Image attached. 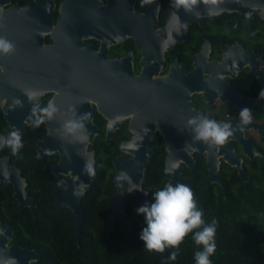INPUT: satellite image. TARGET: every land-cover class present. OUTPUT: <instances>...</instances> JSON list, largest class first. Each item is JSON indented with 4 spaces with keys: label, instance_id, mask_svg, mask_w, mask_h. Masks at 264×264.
<instances>
[{
    "label": "flooded vegetation",
    "instance_id": "flooded-vegetation-1",
    "mask_svg": "<svg viewBox=\"0 0 264 264\" xmlns=\"http://www.w3.org/2000/svg\"><path fill=\"white\" fill-rule=\"evenodd\" d=\"M0 36L16 46L0 56V140L18 129L24 142L15 155L0 144V248L17 245L38 256L29 262L42 261L28 232L51 208L48 216L38 210L34 189L45 185L46 199L55 204L63 192L54 183L66 176L51 172L59 156L45 141L48 126L62 125L73 105L92 114L87 125L97 132L86 152H93L96 170L110 159L113 178V159L133 158L148 146L163 187L172 177L166 158L173 157L182 183L186 174L200 172L206 188L223 199L254 189L253 175L264 170V100L258 98L264 0H0ZM49 99L60 112L33 127V105ZM244 107L253 119L241 126ZM198 114L237 130L224 145L209 148L194 141L187 126ZM210 172L219 181L208 183ZM128 200L137 208L132 194L124 208ZM2 254L0 264L11 263Z\"/></svg>",
    "mask_w": 264,
    "mask_h": 264
},
{
    "label": "trees",
    "instance_id": "trees-1",
    "mask_svg": "<svg viewBox=\"0 0 264 264\" xmlns=\"http://www.w3.org/2000/svg\"><path fill=\"white\" fill-rule=\"evenodd\" d=\"M29 163L34 160L30 159ZM111 168L110 159H102L101 168L96 170V179L81 200L84 220L80 227V246L73 236L72 212L61 208L54 200H47L45 185L35 187L34 193L40 200L38 210L45 214L49 212L48 204L51 208L49 217H39V223L28 232L42 254L40 264H165L172 249L159 253L143 247L139 235L144 227V217L136 213L132 201H126L125 208L132 214L134 230L130 232L118 220L113 231L109 235L106 233L110 200L118 190L113 183ZM163 182V173L156 159L150 158L142 183V187L150 191L149 201L152 194L163 187ZM252 182L255 186L249 193L223 199L206 188L202 173L192 172L184 177L183 184L191 187L194 199L204 211V219L218 221L213 264H264V170L253 175ZM257 183L261 186H256ZM179 248L177 259L167 264H195L197 245L191 234Z\"/></svg>",
    "mask_w": 264,
    "mask_h": 264
},
{
    "label": "clouds",
    "instance_id": "clouds-1",
    "mask_svg": "<svg viewBox=\"0 0 264 264\" xmlns=\"http://www.w3.org/2000/svg\"><path fill=\"white\" fill-rule=\"evenodd\" d=\"M180 2L184 3V0ZM15 50L13 41L0 36V56L11 55ZM40 94L42 95L43 91ZM258 98L264 100V88L259 90ZM69 111L72 115L64 120L61 126L62 132L71 137L86 135L87 122L90 121L92 114L79 113L75 106H71ZM59 112L60 108L54 99H49L44 105L34 104L30 115L33 127L52 121ZM238 115L241 126L247 125L253 119L252 110L247 107L240 109ZM187 126L191 130L192 139L203 141L209 148L224 145L237 130L230 123H221L202 114L190 116ZM0 144L8 146L14 155L24 147L22 135L18 129L10 131L6 138L0 140ZM83 171L89 176H94L95 162L87 160ZM115 180L121 188L125 184L123 182H127L129 193L138 189L127 173L117 175ZM136 213L144 217V227L139 235L143 247L159 253H163L165 249H172L165 258V264L177 259L179 246L189 234L197 245L194 252L195 264H213L212 257L217 247L218 221L215 218H212L210 222L204 219V211L198 206L189 185L169 183L158 188L152 194L151 201L137 207Z\"/></svg>",
    "mask_w": 264,
    "mask_h": 264
},
{
    "label": "water",
    "instance_id": "water-1",
    "mask_svg": "<svg viewBox=\"0 0 264 264\" xmlns=\"http://www.w3.org/2000/svg\"><path fill=\"white\" fill-rule=\"evenodd\" d=\"M73 94H71V96H74ZM78 98L79 94H77V97H75V101L78 102ZM75 105L77 104L75 103ZM61 126L62 125L58 124L48 126L49 133H51L49 138L46 139L45 143L53 154H58L59 156L58 161L51 166V172L57 177L60 175L66 176L62 179L59 178L54 183L55 186L63 189V192L56 196V203L60 207L67 208L72 212L74 216V220L71 222L72 226L74 227L73 236L76 238L77 245L80 246V227L84 220V210L82 208L81 200L91 188L92 182L97 177V173H95L94 176H89L83 171L85 162L87 160H93L95 162L93 152H86V148L88 142H91L92 140L93 133L97 132V129L96 126L88 124L86 135L71 137L66 136L62 132ZM11 127L18 128L14 125H11ZM142 143L143 145L144 143H147L148 145V141L146 139L142 140ZM241 143L245 144V140L242 138ZM141 149L142 148H139V150ZM151 154L152 149L147 146L146 148L142 149L141 155H137L133 158L117 157L113 159V165L116 171L113 181L115 185L119 187V191L114 194V198L111 201V210L107 215L106 233L108 235L113 231L114 224L118 220H120L123 225L127 226L130 232L134 230V222L125 212L124 202L128 198L129 194L133 195L134 203L137 207L148 202V192L143 189L142 183L145 178V170L148 166ZM40 157L41 154L38 155V158ZM166 164L168 167L166 172H168V170L172 171V177L168 184L171 183L175 185L182 183L181 179L179 178L182 170L178 159L167 157ZM5 166H7V164ZM190 166L193 165L191 164ZM206 166L209 167V163H207ZM121 173H127L131 180L137 185L138 189L129 193L127 191V182H123L125 184L123 188H121L115 180V177ZM239 175L246 180L245 174L242 170H240ZM213 176V172H210V179L208 180V183L219 181V179ZM23 197L25 198L24 194ZM31 206L33 207L34 205ZM1 250L3 251V258L1 260L5 262H7L6 260L11 261L9 264H36L29 262L31 258H33L35 261L38 257L32 251L30 253H26L24 249H19L17 245H11L9 248L2 247L0 248V251Z\"/></svg>",
    "mask_w": 264,
    "mask_h": 264
}]
</instances>
